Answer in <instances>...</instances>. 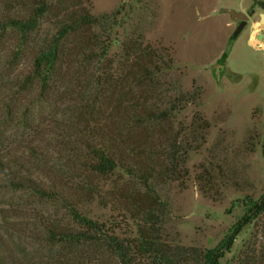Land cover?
I'll list each match as a JSON object with an SVG mask.
<instances>
[{
    "label": "rangeland",
    "instance_id": "1",
    "mask_svg": "<svg viewBox=\"0 0 264 264\" xmlns=\"http://www.w3.org/2000/svg\"><path fill=\"white\" fill-rule=\"evenodd\" d=\"M259 1L83 0L94 16L117 13L107 26L93 28L106 41L108 57L118 59L125 43H140L168 61L169 67L159 75L166 96L153 103L168 105L180 94L195 95L174 112L176 130L186 129L189 139L196 116L208 122L205 140L187 153L185 175L154 185L162 204L160 238L170 248L187 253L211 250L244 213L245 204L264 192V49L249 39L258 29L264 31ZM227 9L249 16L237 35L241 21L233 20ZM17 10L15 0H0V16ZM53 31L44 22L33 37ZM18 39L16 31L0 30V263L117 264L86 243L52 238L48 229L60 234L80 230L68 209L6 181L4 166L47 182L32 167L37 161L66 170L64 178L70 175L71 185L84 180L65 161L67 140L52 132L56 121L76 112V102L55 104L57 94L42 96L37 84L25 82L33 47L30 42L18 51ZM70 96L76 100L75 94ZM91 178L101 192L121 182L119 174ZM82 209L119 237L138 235L137 222L121 218L101 197L84 202ZM263 254L261 213L237 235L219 264H245L250 256L253 264H264Z\"/></svg>",
    "mask_w": 264,
    "mask_h": 264
},
{
    "label": "trees",
    "instance_id": "2",
    "mask_svg": "<svg viewBox=\"0 0 264 264\" xmlns=\"http://www.w3.org/2000/svg\"><path fill=\"white\" fill-rule=\"evenodd\" d=\"M15 3L17 11L0 16V30L18 33V51L32 43L27 84H37L42 96L51 91L57 94L55 104L76 102V112L68 119L56 121L52 132H59L58 136L67 140L65 161L71 169L78 170L77 178L84 180L71 185L70 175L64 178L66 170L37 161L32 167L47 182L4 166L8 185L59 201L68 209L80 230L60 234L48 229L52 238L86 243L110 255L117 264H219L242 229L264 213V192L258 200L250 199L245 204L244 213L211 250L187 253L183 248L173 249L161 241L159 233L158 211L162 204L154 185L185 175L188 151L205 140L208 122L202 116L194 118L189 139L186 129L176 130L172 120L174 112L183 103L193 101L195 95L180 94L168 105L157 103L166 96L160 89L159 75L169 63L140 43L123 44L118 59L107 56L108 45L93 28L107 26L111 19L115 20L116 12L94 16L83 0ZM259 3L264 8V1ZM44 22H49L54 31L33 37ZM114 174H119L121 182L104 192L91 178L105 179ZM95 196L101 197L105 206L113 207L121 218L135 220L137 237H119L110 227L91 219L82 205ZM252 259L250 256L245 264H253Z\"/></svg>",
    "mask_w": 264,
    "mask_h": 264
},
{
    "label": "water",
    "instance_id": "3",
    "mask_svg": "<svg viewBox=\"0 0 264 264\" xmlns=\"http://www.w3.org/2000/svg\"><path fill=\"white\" fill-rule=\"evenodd\" d=\"M231 18L233 20H238L241 21L240 25L238 26V28L236 29L234 35H237V33L243 28V26L245 25L246 20L248 19V15L246 13L243 12H237L234 11L233 9H227ZM261 20L264 21V13H262L261 15Z\"/></svg>",
    "mask_w": 264,
    "mask_h": 264
},
{
    "label": "built area",
    "instance_id": "4",
    "mask_svg": "<svg viewBox=\"0 0 264 264\" xmlns=\"http://www.w3.org/2000/svg\"><path fill=\"white\" fill-rule=\"evenodd\" d=\"M251 42L256 47H259L261 49H264V31L261 29H258L255 33H252L250 38Z\"/></svg>",
    "mask_w": 264,
    "mask_h": 264
},
{
    "label": "crops",
    "instance_id": "5",
    "mask_svg": "<svg viewBox=\"0 0 264 264\" xmlns=\"http://www.w3.org/2000/svg\"><path fill=\"white\" fill-rule=\"evenodd\" d=\"M262 1H264V0H262ZM262 15V14H261Z\"/></svg>",
    "mask_w": 264,
    "mask_h": 264
}]
</instances>
